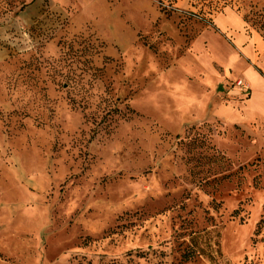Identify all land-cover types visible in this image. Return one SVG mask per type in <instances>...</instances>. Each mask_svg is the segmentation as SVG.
Here are the masks:
<instances>
[{"label": "rangeland", "instance_id": "rangeland-1", "mask_svg": "<svg viewBox=\"0 0 264 264\" xmlns=\"http://www.w3.org/2000/svg\"><path fill=\"white\" fill-rule=\"evenodd\" d=\"M207 2L0 0V264H264V0Z\"/></svg>", "mask_w": 264, "mask_h": 264}, {"label": "trees", "instance_id": "trees-1", "mask_svg": "<svg viewBox=\"0 0 264 264\" xmlns=\"http://www.w3.org/2000/svg\"><path fill=\"white\" fill-rule=\"evenodd\" d=\"M159 4V6L162 8L163 11L166 13H172L177 10V7H175L176 0H166L169 4L166 6L164 4V0H156ZM196 3L193 5L195 8L199 7L197 16H200V14H207V10L209 8L208 0H195ZM207 4V5H206ZM198 5V6H197Z\"/></svg>", "mask_w": 264, "mask_h": 264}, {"label": "crops", "instance_id": "crops-1", "mask_svg": "<svg viewBox=\"0 0 264 264\" xmlns=\"http://www.w3.org/2000/svg\"><path fill=\"white\" fill-rule=\"evenodd\" d=\"M231 25V24H230ZM222 26L225 27V29L228 27V25L225 23H222ZM250 85L252 87V89L256 92H264V80H262L260 77H258L257 75H255L254 73H250L248 72V76H247Z\"/></svg>", "mask_w": 264, "mask_h": 264}]
</instances>
